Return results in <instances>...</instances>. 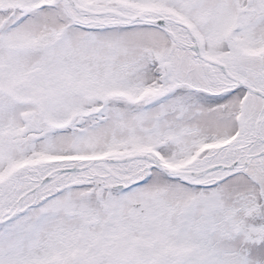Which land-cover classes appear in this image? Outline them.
I'll list each match as a JSON object with an SVG mask.
<instances>
[{
    "label": "snow or ice",
    "instance_id": "snow-or-ice-1",
    "mask_svg": "<svg viewBox=\"0 0 264 264\" xmlns=\"http://www.w3.org/2000/svg\"><path fill=\"white\" fill-rule=\"evenodd\" d=\"M0 264H264V0H0Z\"/></svg>",
    "mask_w": 264,
    "mask_h": 264
}]
</instances>
